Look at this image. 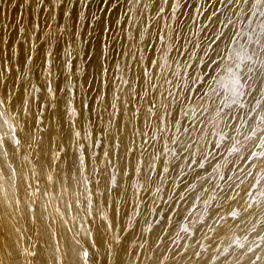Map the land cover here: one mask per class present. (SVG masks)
I'll return each mask as SVG.
<instances>
[{"label": "snow or ice", "instance_id": "obj_1", "mask_svg": "<svg viewBox=\"0 0 264 264\" xmlns=\"http://www.w3.org/2000/svg\"><path fill=\"white\" fill-rule=\"evenodd\" d=\"M98 2L97 11L108 10L105 5L110 0H98ZM139 2L140 0H137V3ZM25 3L31 8L35 0H25ZM79 3L82 4V10L76 14L77 22L85 19L84 9L91 8L90 0H79ZM44 4H50V7L41 8ZM218 5L224 6L226 10L235 5L236 10L231 13V16L221 19L224 13L220 11ZM62 6L63 3L57 4L56 0H39L36 3V7L43 11H51ZM145 7H154L158 17H165L167 14V19L164 27L158 29L160 33L158 40L161 46L155 50L160 54L161 59L149 60L153 70L159 67V73L149 71V66L144 65L143 78L148 86L143 89L145 95L140 96L137 93V98L146 99L149 87L153 90L160 87L153 82L156 75L163 77L169 87L165 89L166 95L165 92L160 93L159 105L154 102L155 96H153V101L148 102V116L155 117L157 121L150 139H159L157 135L159 133L164 136L165 143L163 150L151 157L153 162L149 164L146 174V183L150 186L144 188L141 185L136 190L137 194L141 191L153 193L151 187L153 175L159 176L160 182L163 183L170 172L175 173L172 184L176 189H179L181 185H176L175 181L181 180L183 190L175 195L168 193L167 199L163 200L161 205H156V197L165 190L159 185L155 186L151 201L153 207L148 209L149 212L159 213L166 220L167 223L163 226L162 232L168 235L173 233L170 227L173 217L169 213H175L176 216L182 218V221H187L186 225L182 224L179 231L174 233L175 238L171 239L172 245H180L184 249L182 253L177 249L179 255L187 254L188 247H191V245H181V240H194L196 233L204 227H208L209 231H215L213 226L207 225L209 218L216 217V225H221L227 218H231L234 226L240 228L245 224L243 213L255 215V220L247 221L252 225L248 231L254 233L259 242L257 239L249 241L247 235L243 238L236 236L230 244L219 251L218 256L212 257V262L214 264L220 257L228 256L230 249L235 245L243 251L241 258L235 260L233 264H244L243 257L245 256L248 257L247 264H261L264 262V234H262L264 232V167L260 166L264 163V0H215L214 3L212 0H153L151 5L146 4ZM63 15L68 17L70 13L65 11ZM185 16H187L186 20ZM92 18L100 21L102 32H109L110 29L103 25L100 17L93 13ZM168 20L173 23H168ZM58 27L61 34L68 32L72 35V30L76 25L71 26L72 30L68 25L61 24ZM87 27L91 29L92 25ZM38 29L39 25L31 21L28 24L22 22V26L18 29L24 42L29 44L25 68L34 59L35 45L30 33ZM75 35L79 36L80 33L75 32ZM62 38V35L49 34L44 37V41L47 44L51 39L59 41ZM81 43H87V41L81 40ZM65 46L66 60L62 67L69 73L67 78L71 79L73 75L81 71L76 67L73 72L74 61L79 57V53L75 52L74 55L75 50L72 43L66 41ZM108 46L107 41H104L103 49H107ZM152 47L155 48V45ZM84 55L90 56V53L85 52ZM51 56V52L46 53L43 66V71L48 77L52 75ZM104 59L107 61V54H104ZM140 62H143L142 56ZM116 68L117 71L120 70L118 63ZM5 71H10L7 64ZM107 72L108 69L101 66V75L106 77ZM21 78L28 81L29 75L22 73ZM119 79L125 85L130 83L122 76ZM3 83L5 91L0 92V151L5 158L4 167L9 168L15 176L16 170L7 163V160L20 152L22 144L25 143L19 138V132H24L28 136V147H32L34 137L28 132L32 98L28 87H25L23 92L14 94L11 90H7V82ZM31 88L37 93L40 92V88L35 85H31ZM173 88L176 89L175 92ZM47 91L55 98L50 80ZM133 91L136 89L134 88ZM68 92L74 94V89H68ZM37 99H39L38 96ZM116 99L119 97L117 96ZM170 106L175 107L170 110ZM84 107L87 108L88 105L84 104ZM111 107L115 110L116 104L113 103ZM35 119L36 122H40L39 117ZM185 120L188 121L187 126L183 123ZM198 124L204 126L199 129L200 133L208 128L209 134L215 136L216 139L210 141L208 135L192 137L191 132L196 130L195 126ZM172 128H175L177 133L183 129V137L187 138L176 134L169 138L166 134ZM141 135L148 136V133ZM74 136L80 139L89 138V134L81 137L79 131H75ZM169 139L171 146L168 143ZM42 143L43 140L36 142L37 151L40 150ZM100 143L101 140L97 139L95 146L99 147ZM144 143L148 144L149 140H144ZM209 144H211V149L207 148ZM9 145L14 149L11 153ZM104 155L108 156V152L106 151ZM74 159L78 163L75 172L70 174V179L75 181V190L72 194L77 195L81 201L84 214L95 221L96 197L103 198L106 192L110 194L112 188L118 187L117 177L110 174V187L104 191L99 189V181H97L96 191H93L89 186L91 182L85 176L83 146H81L79 156ZM157 160L161 161L162 167L157 166L155 163ZM180 161H185V163L181 164ZM240 165H246V167L241 168ZM209 168L211 171H208ZM229 171L232 175H228ZM136 172L137 174L141 172L139 166ZM190 174L192 178L185 180ZM2 176L3 169L0 168V177ZM249 177H251V182H248ZM47 179L53 181L52 176H48ZM246 182H248V187L245 190L246 200L242 209L232 207L230 202L236 200L235 196L225 194L223 201L217 199L215 193L224 192L225 188L231 192L239 189ZM63 187L66 191L68 190L67 184ZM81 187L83 191H80ZM189 193L193 194V197H190ZM29 195H34V193H29ZM197 202L205 206L202 211L198 208ZM182 203H190V207L181 211ZM225 203L228 204L227 210L224 209ZM19 205L20 201L17 200L16 210H19ZM164 205L168 206L167 212L164 211ZM68 207L73 206L68 205ZM103 207V202H101L100 208L103 209ZM144 207L147 209V205ZM132 208V213L125 212L128 225L123 228V231L131 233L135 228H139L141 235L145 231L150 234L155 233L152 222L145 218L141 223L140 204L134 202ZM254 208L260 211L250 212ZM193 209L196 210L195 213ZM29 211H34L31 205H29ZM57 211L59 212V209ZM120 211V206L117 204L116 215H119ZM100 219L102 224L98 233L103 236L104 233L100 229H103L104 223L107 224V231L110 232L113 230V222L102 211ZM160 223V220L155 221L156 225ZM84 232L87 239L93 242L92 247L95 248L97 234H94L90 228H85ZM181 233L184 235L182 236ZM203 239L208 240L211 237L203 233ZM114 240L116 244H121L119 235ZM160 241L161 236L157 235V243ZM75 244L78 245L77 248L72 249L75 264H89L88 247L81 244L79 239L75 240ZM195 246L199 248L198 251L193 252L197 258L208 250V246L199 241ZM139 247L143 248L144 244H140ZM56 251L59 252V249L57 248ZM125 252L126 249L123 247L115 252L117 264H124L122 255ZM23 254L33 258L37 255L35 251L28 249H25ZM67 254L66 251L65 255ZM11 255L12 253H9V256ZM112 255L113 249L109 245L108 256ZM56 264H63L59 257L56 258ZM204 264H209V262L205 261Z\"/></svg>", "mask_w": 264, "mask_h": 264}, {"label": "bare ground", "instance_id": "obj_2", "mask_svg": "<svg viewBox=\"0 0 264 264\" xmlns=\"http://www.w3.org/2000/svg\"><path fill=\"white\" fill-rule=\"evenodd\" d=\"M64 1L65 4L62 7L54 8L51 11L38 9L36 3L39 0H35L31 8L25 3V0H15L14 2L13 0H5L3 1L4 7L0 8V73H2L0 75V92L5 91L4 81L7 82V90H11L14 94L23 92L25 87L29 88V95L32 99L28 132L34 137L32 147L29 148L28 136L18 130L19 138L25 143L22 144L20 152L7 160V163L16 170L15 176L12 175L9 168L4 167L5 158L0 151V168L3 169V176L0 177V246L5 247L7 245L6 251L0 250V264H56L57 257L62 260L63 264H75L72 249L78 247L75 244L76 239L88 247L90 251L89 264H117L115 252L121 247L126 249L122 255L124 264H139L144 257L151 255V252H156L155 254L164 252L167 244L170 245L171 239L175 238L174 233L179 231L182 224H187L175 213H169L173 217L170 225L173 233L171 235L165 234L162 232V228L167 223L166 220L159 213L152 212L146 219L152 222L155 233L150 234L145 231L141 235L139 228H135L131 233L123 231V228L128 225L125 212L132 213L134 202L140 204L142 211V206L153 196L155 186L162 187L164 185L163 189L165 190L158 195L157 205H161L162 201L167 199L168 193L175 195L178 191L183 190L181 180L175 181L176 185H181L179 189H176L175 185L172 184L175 173L170 172L166 182L163 183L160 182L159 176L153 175L151 185L153 193L141 191L137 194L136 191L141 185L144 188L150 186L146 183V174L149 164L153 162L151 157L162 151L165 143L164 136L159 133H157L159 139H150L155 131L157 121L155 117H150L147 113L148 102L153 101V96H155L154 102L159 105L160 93L165 92V89L169 87L164 78L158 75L154 76L153 82L160 87L156 90L149 87L146 99L138 98V104L135 107L129 105L130 97L137 96V93L144 96L143 89L148 86L143 78V69L146 64L144 59L148 58L149 71L159 73V67L157 66L153 70L149 63L150 59H161L160 54L155 50L161 46L159 40L154 41L155 48L152 47L150 54L143 47L146 39L151 40L152 25L147 20V16L150 14L152 18L153 16L156 17V10L154 7H145L146 4L151 5L153 0H140L139 3L137 0H123L122 10L128 13L122 38L125 46L122 50H116L112 54L113 62L116 61V64L120 65V70L113 69L112 89L107 94L116 104V109L112 110L111 118L109 113L106 119H108V123H111L119 111L125 116L124 124L115 135L121 133L123 136L122 143L125 145L126 152H119L115 149L114 152L109 151L108 156H105L106 151L101 155L94 152V142L98 138L95 137L94 133L93 136L91 135V122L89 127L91 107L95 104L96 97L102 107L101 94L104 91V84L101 82L103 77L101 66H103L105 52L101 44L100 21L93 23L94 20L91 19L88 24L82 27L81 23L84 19H80L78 22L75 19L76 14L82 10V4L79 3V0ZM61 2V0H56L57 4ZM212 2L214 3L215 0ZM49 7L50 4L41 6V8ZM218 7L224 13L221 19L231 16V13L236 10L235 5L227 10L224 6L218 5ZM65 11L70 13L68 17L63 15ZM88 11L89 9H84L85 15L89 13ZM107 14L101 18L102 22L103 19H107L108 23L118 30L122 23L120 9L116 13ZM17 15L18 25L16 26ZM157 18L160 27L163 28L167 14L165 17L157 16ZM184 19L186 20L187 16ZM29 21L39 25V29L30 33L35 45V52L33 61L25 68L29 44L24 42L18 29L22 26V22L28 24ZM167 22L173 23L171 20ZM61 24L68 25L70 30H72L71 26L76 25L75 29L72 30L73 34L69 35L68 32L61 34L58 27ZM88 25H92V28H88ZM75 32H79L80 35L76 36ZM49 34L53 36L62 35L63 38L59 41L51 39L50 43L46 44L44 37ZM81 40L87 41V43H81ZM66 41L72 43L75 50L74 55L75 52L79 53V57L74 61L73 72H75L76 67L81 71L73 75L71 79L67 78L69 73L62 67L66 60ZM127 43L128 45H126ZM48 52L52 53L51 77H48L43 71L46 53ZM85 52L90 53V56H85ZM141 56L143 62H140ZM161 62L163 61L161 60ZM6 64L10 71H5ZM22 73L29 75L28 81L21 78ZM121 76L125 80H129L130 83L127 85L121 83L119 79ZM49 80L55 98L47 91ZM31 85L39 87L40 92L37 93L31 88ZM134 88L136 91H133ZM68 89H74V94L68 92ZM172 90L176 91L175 88ZM117 96L119 99H116ZM13 99L15 103V95ZM84 104H87L88 107L85 108ZM172 107L175 106H170V110ZM101 109L98 110L99 114L103 112V108ZM41 112L43 113L42 116ZM145 114L148 117L146 120L144 119ZM36 117L40 118V122H36ZM177 118H180L179 115ZM150 120L154 121L155 127L148 126L147 121ZM185 122L183 121L184 125L187 126L188 123ZM201 127L204 126L196 125V130L191 132V136L208 135L210 141L216 139L215 136L209 134L208 128L200 133ZM75 131H79L81 137L89 134V138H76L74 136ZM145 132L148 133V136L141 135ZM173 134L183 137V129L177 133L176 129L172 128L166 135L170 138ZM113 136V130L108 126L105 138L107 146ZM130 138L138 142L139 145L131 146ZM146 139L149 140L148 144L144 143ZM40 140H43V143L40 145V150L37 151L36 142ZM168 143L171 146L170 139ZM81 146H83L85 154V176L91 182L89 186L93 191H96L97 181H99L101 191L110 187V174L116 175L118 181V187L112 188L110 194L106 192L103 198L96 197L94 210L97 215L95 221L84 214L81 201L77 195L72 194L75 190V181L70 179V174L75 172L78 161L74 157L79 156ZM207 148L211 149V144ZM129 149L132 151H128ZM193 150L195 151V149ZM13 151L14 149L9 145V152ZM155 163L158 167H162L160 160L155 161ZM179 163L183 164L185 161ZM138 166L141 168L139 174L136 172ZM208 171L211 169L209 168ZM48 176H52L53 181H49ZM191 178L192 175L190 174L185 180ZM32 182L37 183L38 188L36 190L30 188L29 185ZM65 184L68 185L67 191L63 187ZM80 191H83L82 187ZM29 193H34V195H29ZM189 196L193 197V194L189 193ZM17 200L20 201L19 210H16ZM101 202L104 205L103 209L100 208ZM117 204L121 209L119 215L115 213ZM29 205L34 211H29ZM68 205L73 207L69 208ZM180 207L183 211L190 207V203H182ZM163 208L167 212L168 206L164 205ZM101 211L113 222V230L110 232L107 231V224L104 223L103 229H100L104 233L103 236L98 233L102 224ZM193 212L195 213V209ZM157 220L161 221L159 225L155 224ZM90 221L92 222L90 223ZM85 228H90L94 234H97L95 248L92 247L93 242L87 239L84 232ZM117 235L121 239V244L115 243L114 238ZM157 235L161 236L159 243H157ZM140 244H144V247H139ZM109 245L113 249L111 257L108 256ZM57 248L59 252L56 251ZM25 249L35 251L36 257L24 255ZM66 251L67 255H65ZM9 253L12 255L9 256Z\"/></svg>", "mask_w": 264, "mask_h": 264}, {"label": "rangeland", "instance_id": "obj_3", "mask_svg": "<svg viewBox=\"0 0 264 264\" xmlns=\"http://www.w3.org/2000/svg\"><path fill=\"white\" fill-rule=\"evenodd\" d=\"M3 1H5V0H0V8L4 7ZM14 1L15 0H13V2ZM19 1H22V0H19ZM61 1L63 4H65L64 0H61ZM90 4H91V8L88 11L89 13H87L85 15V19H84L83 23H81L82 27H84L86 24H88L89 20L93 19L92 18L93 13H95V15L97 17L102 18L107 13H108L107 15H109V14L118 12L119 9H120V19L122 21L121 26L117 30L116 27H114L110 23H108L107 19L106 20L103 19V25L110 29L109 32H106V33L102 32V39H101L102 47H103L104 41H107V43L109 45L107 49H104V52H105V54H107L108 59H107V61H105V59H104V62H103V68H107L108 72L106 74V77L103 76L101 78V82H103V84H104V91L101 94L102 107L99 104V100L96 97V102H95V104L92 105V107H91L92 110L89 113L90 118H91V121L89 120V127H90V122L92 124L91 135L93 136V133H94L96 135L95 137L98 138L99 140H101L99 147H96L95 142H94V152H97L99 155L103 154L105 151L114 152L115 149L119 150V152H126L125 145L122 143L123 136L121 135V133H119V134L117 133V136L115 135L116 132L120 131V128L124 124L125 116L122 113H120V111H119L115 115V117L113 118V121L111 123H108V119H106V117L110 113V118H111L112 110H113V108L111 107V105L113 104V100L107 94V92L112 89L111 77H112L113 69L115 70V68H116V61H115V63L113 62L114 60L112 59V54L116 50H119V51L122 50L123 46H125V43L122 42V38H123V32H124L123 31L124 23L127 20L128 13L125 10L124 11L122 10L123 0H110V2L107 5H105L106 8L110 9L108 12L107 11H103V12L97 11V9L99 7L98 0H90ZM109 6H111V7H109ZM198 19H200V17H198ZM93 20H94L93 23H95L97 21L96 19H93ZM147 20H149V23L152 25L151 40L146 39L143 47L145 48L147 53L150 54L152 51V45H153L154 41L156 39H158V36L160 34L158 32V29L161 27L157 21L158 20L157 16L156 17L153 16V18H152L151 15L149 14L147 16ZM15 25L16 26L18 25V15L16 17ZM126 45H128V43ZM147 60H148V58L144 59L146 64H147ZM137 104H138L137 96H134V95L131 96L129 99V105L132 107H135ZM99 108L100 109L103 108V112H101V114L98 113ZM146 116L147 115L145 114V116H144L145 120H146V118L148 119V117H146ZM147 122H148L149 127H155L153 120H150ZM185 123H188V121H186ZM108 126H110L111 129L113 130L114 136L111 138V141L108 143V146H107V141L105 140V138H106V128H108ZM95 140H97V139H95ZM116 142L118 144V147H116V145H117ZM129 143L131 146L132 145H136V146L139 145L138 142L131 140V138H130ZM121 146H122V148H121ZM260 166L264 167V163H261ZM240 167L243 168V167H246V165H242V166L240 165ZM250 170L255 171L257 169H250ZM228 173L230 175H232V172L229 171ZM248 180H249L248 182H251V177H249ZM164 182H166V181H164ZM248 182H246L245 184H242L239 189H236L237 191L233 190V191L229 192V191H227V188H225L224 192H217V193H215V195H217V199L220 201L224 200L225 194H227L229 196H235L236 200L234 202H230L233 204L232 207L242 209L244 204H245V200H246L245 190L248 187ZM29 186L32 190H36L38 188L36 182L30 183ZM222 187H223V185H222ZM162 188H164V185H162ZM152 199H153V196L149 199V201L146 204H144L142 206V211H141L142 215L140 217L141 223L143 222V220L145 218L149 217L150 214L152 213V212L148 211V209H152V207H153V205L151 203ZM155 203H156V205L158 204V196L156 197ZM145 205H147V209H145V207H144ZM197 205L201 211L205 207L204 205L200 204L199 202H197ZM214 207L215 206L213 205V208ZM227 208H228V204L225 203L224 209L227 210ZM258 211H260V209H258V208H254V209L250 210V212H252V213H256ZM195 212H196V210H195ZM248 216H250V217H248ZM243 218H245V224L242 225L240 228H236L234 226V222L232 221L231 218H227L225 221H223L221 223V225H216L215 224L216 217L213 216L207 220V225L213 226V228H215L214 232L209 231L208 227H204L203 229H201L200 232L196 233L194 240L193 239H184V240L180 241L181 245H185V244L191 245V247H188V249H187V254H185V255L177 254V249L181 253L184 252V249L182 247H180V245H172L171 241H170V245L167 244L164 252L158 253V254H155L156 252H151V255H149V256L147 255L146 257H144L139 264H161L162 261H163L162 264H204L205 261H207V262H209V264H211V263H213L212 257L218 256L219 251L222 250L224 247H226L228 244H230L232 242L233 238L236 236L243 238L245 235H247L249 241H251L253 239H257V242H259L256 235L254 233L248 231V229H250L252 225L250 223H247L248 220H255L256 216L255 215H249L248 213H243ZM186 223H187V221H186ZM228 224H230V225L228 226ZM225 226H226V229L223 230V228ZM258 231H261V230L258 229ZM203 233H207L208 236L211 237V239H208V240L203 239ZM262 234H264V232H262ZM181 235L183 236L184 234L181 233ZM197 241L208 246V250L206 252H203L201 257H199V258H197L193 255L194 251L199 250V248L195 246ZM2 249L6 251L7 245L5 247L0 246V250H2ZM242 251L243 250L238 249L235 247V245H233V247L230 249V254L226 257H222V258L220 257V259L217 261V263L215 261L214 264H233V262L235 260L241 258ZM247 260H248V257H246V256L243 257L244 264H247ZM261 264H264V262H261Z\"/></svg>", "mask_w": 264, "mask_h": 264}]
</instances>
